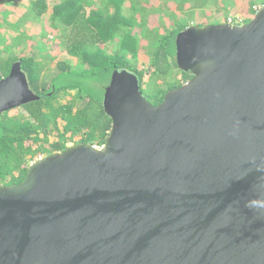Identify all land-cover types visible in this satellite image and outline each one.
I'll return each mask as SVG.
<instances>
[{
	"label": "water",
	"instance_id": "95a60500",
	"mask_svg": "<svg viewBox=\"0 0 264 264\" xmlns=\"http://www.w3.org/2000/svg\"><path fill=\"white\" fill-rule=\"evenodd\" d=\"M191 78L152 104L115 70L104 148L41 156L0 184V264H264V5L176 38ZM40 96L21 62L0 117Z\"/></svg>",
	"mask_w": 264,
	"mask_h": 264
},
{
	"label": "trees",
	"instance_id": "16d2710c",
	"mask_svg": "<svg viewBox=\"0 0 264 264\" xmlns=\"http://www.w3.org/2000/svg\"><path fill=\"white\" fill-rule=\"evenodd\" d=\"M164 1L170 6L165 12L167 17H160L159 25H150L152 16L165 11L158 7L161 0H30V12L37 17L50 12L51 27H65L55 42L68 58L56 62L55 57L35 58L24 55V51H14L20 48L25 32H19L9 43L0 30V79L19 61L31 88L40 96L21 106L26 113L12 114L15 108L0 117V184L20 183L30 162L62 151L69 143L104 144L112 121L103 100L115 70L135 73L143 94L146 79L165 77L171 81L167 89L156 87L153 96L144 94L154 105L162 102L169 90L192 76L177 63L178 34L192 25L228 22L230 15L224 21L211 23L212 15L205 9L218 7L219 3L226 7L241 2ZM15 2L9 0L7 5L14 6ZM252 2L248 12L243 13L244 23L256 15V4L264 5V0ZM9 13L14 11L10 9ZM197 13L202 20L196 18ZM231 17L237 16L233 13ZM19 21L10 23V27L19 30ZM143 53L145 59L139 62L138 55ZM51 65V73L44 78V71H49ZM178 74L181 78L176 81Z\"/></svg>",
	"mask_w": 264,
	"mask_h": 264
},
{
	"label": "rangeland",
	"instance_id": "374dc122",
	"mask_svg": "<svg viewBox=\"0 0 264 264\" xmlns=\"http://www.w3.org/2000/svg\"><path fill=\"white\" fill-rule=\"evenodd\" d=\"M9 0H0V30L5 33L7 37V42L11 43L12 38L17 36L19 32L24 31L25 36H23L24 41L22 40L20 48L16 49L13 48L14 51L17 50L18 52L24 51V55L29 54L35 58H46V57H55L54 62L58 60H65L68 58L66 53L60 49V46L57 42H55V38L62 34L64 31V25L60 26L58 30H55L53 27H51L50 23V12H47L45 15L41 17H37L33 12H30L29 5L30 0H17L14 6H8L7 2ZM253 0H241L240 3L231 6L232 4H229L228 6L224 7L221 3H219L218 7H210L208 6L205 9V12L209 15H212V17L209 18V21L211 23H214L219 20L224 21L226 15H233L235 16H241V18L244 17L243 13L248 12L251 5H253ZM226 4V3H225ZM262 5H257L254 7H261ZM158 7L164 9L165 11L161 12L160 14H155L152 16V18L149 19L150 25H159L161 22L160 17H167V13H165L167 10H169V2H166L164 0H161V2H158ZM13 10L14 13L9 15V11ZM235 10L237 11L235 13ZM198 19L202 20V17H199L200 14L197 13L196 15ZM9 17V20L6 18ZM20 20V21H19ZM20 22L19 30H16L17 28L13 29L10 26V23L13 22ZM117 41L115 40V43ZM114 43V42H113ZM109 46L112 47V44H109ZM20 50V51H19ZM145 59V54H139L138 55V61L142 62ZM55 64V63H54ZM53 64V66H55ZM52 70V65L50 67V70H45L43 73V77L47 78V74H50ZM181 78V75L178 74L175 78L176 81ZM144 94L147 96H153L155 93L156 87H162L164 89H167L171 81L166 79L165 77L156 78L153 80L146 79L144 81ZM150 93V94H147ZM147 96V97H148ZM155 97V96H154ZM12 114L21 115L26 113V110L24 107H18L16 110L11 112ZM73 145V143H69V146ZM39 158V157H38ZM32 162H30L31 164Z\"/></svg>",
	"mask_w": 264,
	"mask_h": 264
},
{
	"label": "built area",
	"instance_id": "2783aa9c",
	"mask_svg": "<svg viewBox=\"0 0 264 264\" xmlns=\"http://www.w3.org/2000/svg\"><path fill=\"white\" fill-rule=\"evenodd\" d=\"M255 9L258 11V9L259 8H257V7H255ZM256 11V12H257ZM243 18H241V16H237V17H229L228 18V22L227 23H230V24H242V23H244L243 22V20H242ZM93 146L95 147V148H97V149H99V150H102L103 148H104V144H93ZM41 157V156H40Z\"/></svg>",
	"mask_w": 264,
	"mask_h": 264
},
{
	"label": "clouds",
	"instance_id": "9594fccd",
	"mask_svg": "<svg viewBox=\"0 0 264 264\" xmlns=\"http://www.w3.org/2000/svg\"><path fill=\"white\" fill-rule=\"evenodd\" d=\"M260 8V7H259ZM259 10V9H258ZM257 13V12H256ZM227 23V22H226Z\"/></svg>",
	"mask_w": 264,
	"mask_h": 264
},
{
	"label": "flooded vegetation",
	"instance_id": "af4514ba",
	"mask_svg": "<svg viewBox=\"0 0 264 264\" xmlns=\"http://www.w3.org/2000/svg\"><path fill=\"white\" fill-rule=\"evenodd\" d=\"M14 65V64H13Z\"/></svg>",
	"mask_w": 264,
	"mask_h": 264
}]
</instances>
